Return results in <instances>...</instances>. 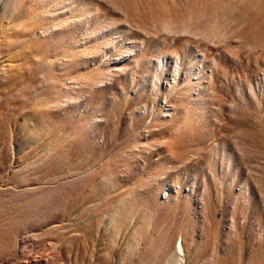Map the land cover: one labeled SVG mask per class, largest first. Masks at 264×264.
Wrapping results in <instances>:
<instances>
[{"label":"rangeland","instance_id":"obj_1","mask_svg":"<svg viewBox=\"0 0 264 264\" xmlns=\"http://www.w3.org/2000/svg\"><path fill=\"white\" fill-rule=\"evenodd\" d=\"M264 264V0H0V264Z\"/></svg>","mask_w":264,"mask_h":264},{"label":"bare ground","instance_id":"obj_2","mask_svg":"<svg viewBox=\"0 0 264 264\" xmlns=\"http://www.w3.org/2000/svg\"><path fill=\"white\" fill-rule=\"evenodd\" d=\"M45 264H47V263H45Z\"/></svg>","mask_w":264,"mask_h":264}]
</instances>
